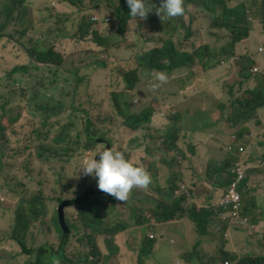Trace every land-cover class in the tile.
I'll use <instances>...</instances> for the list:
<instances>
[{"label": "trees", "instance_id": "trees-1", "mask_svg": "<svg viewBox=\"0 0 264 264\" xmlns=\"http://www.w3.org/2000/svg\"><path fill=\"white\" fill-rule=\"evenodd\" d=\"M29 1L31 0H0V22L2 23L0 25V43L3 42L4 37H6L2 31L8 29V24L13 18L21 19L22 15L32 17L31 7L29 8V5L25 6ZM150 1L152 3L158 2L161 4V0ZM107 2L114 8V16L116 20L120 22L118 29L119 34H124L127 30L128 22L135 19L129 16L130 9L128 4H125V0H120L118 4L112 0H108ZM47 4L49 15L43 18L42 21L45 20L46 23L49 22L52 27H50L51 29L49 28L50 30L47 31V33H44L46 31L42 32V37L39 39L42 44H44L45 40L55 43L54 39L61 41V38H66L69 29L75 27V24L78 22H80V24L82 23L83 27L80 29L78 36H73L75 40H90L91 36L100 45L105 44V41L108 40L96 30L98 26L97 22L89 18V15L93 14L95 10L93 9L95 6L93 0H47ZM193 6L199 9L202 8L204 11L208 12L207 14L211 15L212 31L210 34L225 39H228L226 36H231V40L228 39V41L222 45L213 41L208 43L205 35L198 30L195 20L188 21V17L193 15ZM262 8L264 14V0L262 2ZM185 9L184 15L180 16L181 20L179 19L174 23L173 31L170 36H161L159 38L160 40H157V33L159 35L162 34L161 26L154 24V17H147L145 22H139L140 28H143V26H149L148 23L152 21L149 28L153 29L155 32L149 39L145 38V44L155 47L140 52L138 55V64L146 70H151V67L160 69L166 66L163 70L172 71L174 68H184L188 65L192 66L197 62L203 66L205 71H210L216 68L215 65H217V63L213 65V60L215 59L232 62L236 59L235 67L238 66L240 70L248 69V77H251L254 71L250 69V67L257 66L259 62L253 58H249V63L245 64L243 60L247 59V56L237 55L236 53L239 43L245 41V38L250 32L249 21L246 19V16H243L241 13L245 9H231L228 2L225 0H186ZM220 10H222L221 13H219ZM262 22L264 23L263 19ZM36 27L37 23L32 17L29 27L25 28L23 31L16 28V31L20 32L24 38L29 35L32 28ZM219 27L225 29V35L223 31L218 32ZM7 37L9 39L4 41L1 46L4 58L0 60V66L2 67L0 68V107L6 109L18 106L19 99L22 97L25 98V101L29 99L28 105H38L34 102L35 98L30 96L38 90V87L30 89L27 92V94L30 95H27L26 92H24L25 95L21 94L14 88L5 85L1 87V84H4L6 80L11 81L16 79V75L30 71L28 65H25L28 64L30 60L29 62L20 61V52L17 51L16 48H12L13 46L16 47V43H14L16 34L10 33ZM183 39L186 40L185 42L189 43V49L180 50V47H178V45H181V40ZM59 41H57L56 44L60 43ZM16 42L21 47L25 48L24 44H26V41H24V44L18 40H16ZM30 55L38 69L41 65L51 66L56 68L55 74L57 75L59 70L63 68V55L54 48H46L45 44L44 48L35 47V49L31 50ZM9 64L12 65L9 67ZM3 68L9 69L10 72L7 74V72L2 71ZM122 80L123 84H125L124 89H116L112 95L113 109L117 116L122 119L123 125L137 130L138 132H142L148 124H151L152 118L161 104L155 99L152 104L145 106L141 111H134L129 90L136 88L139 82V73L136 69H133L126 72L122 76ZM257 82L258 84L248 87L245 90L246 95L242 92H237L235 89L236 87L231 85L228 91L229 97H226V99L229 100L231 113L227 117L224 128H233L238 122L248 118L247 115L251 111H256L261 107L264 108V83L262 87H260V81L257 80ZM192 83L193 80L188 84L186 82L184 90H182L185 93L184 95H189L187 88L191 86ZM243 84L244 82L241 83V86H243ZM250 100H257V103L255 105L253 103L251 104ZM188 104L189 103H186L187 107L184 109L179 108L177 105V114L171 115L168 119L169 121L176 120L180 126L170 128L167 134L163 133L164 129L157 131V133H163L161 137H164L163 148L161 149L166 152V154L163 158L172 160L169 163L170 168L168 170V176L171 180L160 186H156V183L155 185L151 183L147 188H134V201L140 200L141 203L153 202L155 205V207L148 210L136 209L132 213V217L136 221V228L148 226L152 233H154L159 230L161 226L174 223L178 218L187 216L196 228L199 239L193 245L192 249L189 250L186 247L185 251L182 250L179 257L181 261H184L186 255L190 254V261L193 264H264V255L257 254L254 250L250 249L252 240H250L251 237L248 236V234L253 230V223L251 220L246 228L242 227L239 225V219L233 216L234 210L231 204L220 208L217 205V201L222 199L223 195L227 192L234 173L236 174L234 171L235 159L230 160L228 158L230 148L234 144L235 139L231 137V134L223 141L219 137L207 133L201 140L203 142L206 141L207 145L204 143H199L197 146L192 145L189 153H186L185 150L182 149L183 147L180 145L179 139L184 138L187 144L188 138L191 139L189 133L192 132L193 129L198 126L200 129L205 128L202 126L200 119L195 116H192L194 124L191 129L183 127L182 124L184 122H189L187 118V112H189ZM225 104L222 103L221 105L223 109L226 106ZM181 105L185 106V104ZM64 112L65 103L63 101L60 105L55 107L44 105L43 113L41 112L39 115V124L34 128L23 121V117L20 113L14 116L12 121H5L1 118L0 175L4 174L3 167L7 165L6 161L9 159L8 154H11V150L7 148L8 142L14 128L19 123L22 124L23 128L27 126L31 127L35 131V135H38L36 139L38 141H33V144L40 142L37 153H39L40 159L45 161V163L51 159H55L60 163H64L65 165L62 166L65 170H68L80 152L99 151L102 145L100 138L101 136L106 138V136L105 134L98 135L99 128L96 125L97 123L94 124L92 118H87L86 126L83 131L78 132L74 136L72 134L73 128L68 126L71 123L65 124L60 119L57 121L52 119L55 116L62 115ZM150 136L153 137L154 135L151 134ZM24 138L31 140L32 134L27 132ZM192 139H194V136ZM177 140L179 141L177 142ZM215 140H218L225 150L224 156L220 159L221 161L216 163L213 162L217 155V153L214 152L216 150L212 151L208 142ZM53 144H55L56 147H54ZM190 144L191 142L188 148ZM202 150H204V152L199 154V151ZM175 152H179L180 156ZM206 155H209V157L204 161ZM251 158H256L257 162H261L254 153H251L249 156L246 155L245 161L248 162ZM178 160L182 161L175 162ZM261 167H264V161L263 165L255 167L254 170L249 173L246 181L242 183V186L248 182L250 185L251 183H256L257 180V187L252 189L248 187V189L245 190L247 194L261 186L259 184V176H261L259 172L264 171V168L255 171ZM163 168L167 169V167ZM157 174L158 171H154V176L159 179L163 178L162 175ZM224 174H226V179L220 190L215 182V177ZM178 175H180V179L176 180L175 178ZM85 180L86 176L83 175L78 184L79 190L77 191V196L74 198H68L70 192H68L69 194H65L66 185L62 183L61 179L58 181V184L56 183L57 186H55L54 191L57 194L56 199L59 202V207L64 202L71 203V206L66 210L65 218L69 232H66L62 226L60 209L58 208L52 221L61 236L60 247L58 249L54 248L51 254H49L50 250L47 247L38 251L40 259H37L36 263L28 261L27 264H113L116 257H120L127 250H133L128 249V247L126 250H123L121 241L119 240V235L127 231L130 228V224L119 222L115 227L111 225L105 227L104 223L105 219L108 217V213L104 211L102 204L95 200L98 195L94 193L96 189L92 188L93 186L88 185L85 190L83 189L84 185L87 184ZM40 184L42 185L43 182H40ZM96 187H98V182ZM177 190L179 191L180 197L173 198L174 202L168 203L169 198L167 197H174ZM137 192H141L139 196L140 199L137 198ZM91 193H93L92 196L87 197V195ZM104 194L107 193L104 192ZM216 195L218 196L215 197ZM7 197H9V195L5 194L4 191L0 198V206L2 210H4L7 224L14 226L11 239L22 244L24 248L23 254H35L37 251H34V249L28 250L26 247L27 243H24L19 235L20 221L28 223L27 229L29 232V222H31L33 226H37L40 221L50 218L48 213L50 209H48L47 206V202L49 201L46 200L44 193H40L37 196H26L22 198L16 210V206L11 208V200L7 202L3 201V199H7ZM56 199L54 198L55 202ZM188 201L193 203L191 205L192 207L189 206ZM114 204H116V201H114ZM207 204H210V207H204ZM73 207L79 210V219L76 222L72 220V218H74V212H72L71 215L68 214V210ZM14 210L16 211L15 216H12ZM226 212L227 215L225 218ZM227 217H230L231 221L223 226L225 231L224 242H221L219 247L221 240L212 239L214 235L213 228L214 230L220 229L219 221H224ZM215 219L218 221L217 223ZM205 237H207L206 241L203 239ZM101 238L106 243L105 247L107 251H104L103 246L100 244ZM74 239H78V246L72 251ZM5 240L4 238L2 242H5ZM157 241L158 237H146L141 241L140 248L138 249L139 264H145L146 259L153 254ZM229 244L234 245L235 249L233 246L230 248L231 250L227 249L226 247Z\"/></svg>", "mask_w": 264, "mask_h": 264}, {"label": "rangeland", "instance_id": "rangeland-1", "mask_svg": "<svg viewBox=\"0 0 264 264\" xmlns=\"http://www.w3.org/2000/svg\"><path fill=\"white\" fill-rule=\"evenodd\" d=\"M107 1L108 0H93V4L95 5L93 8L95 9L94 12H101V17H103L105 14L113 15L114 8ZM244 1L252 7L250 13H253L254 15L249 19V21L255 20V23H249V27L252 29V31L249 34L246 42L239 43L236 53L237 55L247 56V59L243 60L245 64L249 63V58H253L259 62L257 65V71L254 68L255 66L250 67V69L254 68V73L249 78L248 69L240 70L238 66L235 67L236 59H234V62L222 60L219 63L221 66H217L213 70L206 71L205 74L202 71L203 66L196 62L191 67L188 65L184 68L175 70L173 73L160 71L166 74L167 80L171 79V81L167 84H162L159 87H154V85L159 83L155 77L160 72L153 71L149 73L146 69L141 67L138 64V55L142 51L155 47L145 44V38L149 39L155 31L152 29L154 31L153 33L145 30L140 32L137 30L138 22H130L127 26L126 33L121 35L118 33V26L120 22L118 21L117 23H114V17H111L110 21L108 20L107 22L100 23L96 27V30H98L103 35V37L108 39L103 45L96 44L92 37H90V40L84 41H79L77 39L75 40L73 38V36L79 35V31L83 27L82 23L75 24V27L72 29L70 28L65 40L61 39V41H59L54 39L55 43L53 41H45V45L47 46L46 48H54L57 52H60L63 55V68L59 70L57 75L55 74L54 67L52 70L53 72L46 70L47 66L45 65H41V70L36 68V63L29 55L30 47L35 49L36 45L31 44V46L29 48L26 47L24 51L19 50L17 45L16 47L13 46V49L16 48V50L20 52V61L29 62V59L32 60L28 64H25L28 65L30 71L16 75L15 81L6 80L4 84H1V87L5 85L7 87L14 88L21 94H24V92L27 94V92L33 87H38V90L35 93L31 95L27 94L34 97V102L38 105H28L29 99L25 101V98L22 97L19 99L18 106L6 109L0 107V119L2 118L5 121H12L14 116L20 113L23 117V121L27 122V125H31L34 128L39 124L41 105L44 103H52L55 105L59 103L60 99H63L65 102V107L67 106L69 108H73H70L72 112L67 111L58 119L66 124L70 123L71 120L75 121L74 124L68 125L69 127L73 128L72 134L74 136L78 132L83 131L86 126L87 118L91 116L99 128L98 135L105 134L107 138L112 139L113 144L117 148L120 147L122 150H124L126 158H130L133 164H141L147 168H151L150 176L152 180L155 181L156 186L163 185L171 180V178L168 176V170L170 168L169 163L172 160L163 158L166 154V152L161 149L163 148L164 137H161L162 134L157 133V131L161 130L162 128L153 126L154 128H147L142 132H135L123 125L122 119L117 116L112 105V95L115 92L114 90L124 89L125 84H123L122 76L126 72L136 69L139 73V82L134 90H129V95L131 96L130 100L133 104V110L139 111L144 106L152 104V102L157 99L161 105L155 113L154 120L158 121L157 125L166 127L165 134L168 133L170 128L180 126V124H178L176 120L169 121L162 119L160 117L161 107H163L161 113L164 112L166 114V118L169 119V117L173 115L171 105L174 107H177L178 105L179 108L184 109L187 107L186 103H189V100L195 101L199 105L207 102L205 107L213 105L212 112H214L215 115L213 116L207 109L203 108L201 114L197 116V118L200 119L202 126L206 128H202L200 130L201 132L213 133L215 137H219L223 141L226 140V137H229L228 135L233 132H237L238 137L251 136L252 138L255 134L259 133L257 135L258 141H255L250 150H262L264 149V146L261 145L264 143V108L261 107L256 111H251L247 115L248 118L238 122L233 128H224L226 116H228L230 108L225 106V113L222 111L220 112L218 109L219 97L222 99V101H224L222 94L228 95L231 85L236 87L235 89L237 92H242L244 95H246V87L255 86L258 84L257 80L260 81V87H262L264 83V49L259 50L260 46L264 48V24L262 22V19L264 20V14L262 10V2L261 0ZM116 2H118V0H116ZM149 4L153 5V10L148 14L147 17H154V24L161 26L162 34L159 35L157 33V40H160L159 38L161 36L169 37L173 31L174 23L180 19V16L171 19L165 18L164 21L159 15L156 14V9L159 8L161 4L158 2ZM28 5L29 8L33 6L32 17H35L39 23V25L34 30H32L29 35L32 36L33 39L36 37L41 38L42 32L46 31L44 33H47V31L51 29L50 27H52L49 22L46 23L45 20L42 21L43 18L49 15V11L47 9V0H33L30 1ZM192 10L193 15L188 17V21L195 20L198 30H200L205 35L207 41L216 42L217 40L221 39V42H223L224 39L217 35L213 34L210 36L212 31L211 15L207 14L208 12L204 11L202 8H196V6H193ZM221 11L222 10H220L219 13H221ZM92 15L93 14H91V16ZM244 16H246V14H244ZM137 20L141 22L146 21V19L139 18ZM19 22L21 26L16 27L14 25H8V29L2 31V33L6 35V37H4V41L9 39L7 35L10 33L16 34L14 42H16V40L23 42L27 39L29 35L23 38L21 33L16 31V28L21 30L23 27L30 26L31 17L22 15L21 19H19ZM151 22L148 23L149 27L151 26ZM1 24L2 23L0 22V25ZM222 31H224V29L219 27L218 32ZM228 39L231 40V36H228ZM57 41L60 43L56 44ZM185 41V39L181 40V45H178L180 50L189 49V43ZM3 42L0 43V60L4 58V53L1 48ZM37 45L44 48V45ZM213 62H215V60ZM11 65L12 64H9V67ZM0 68L2 67L0 66ZM2 71L7 72V74L10 72L9 69L5 68H3ZM142 72L146 73V75L149 77V81ZM54 78L58 79L56 84H52ZM194 78L200 79L197 83L190 87V95L188 97V95H184L185 93L182 90H184L186 82L187 84L191 83ZM242 81H245L243 87L238 85ZM76 84H78V89H75ZM175 91H178V96L174 94ZM163 92L171 94V96L162 98L159 97L160 95H163ZM174 100L177 101L175 102ZM250 101L251 104L253 103L254 105L257 103V100ZM74 104L76 105L75 107ZM181 104H185V106H182ZM75 109L77 111H75ZM187 118L189 122H184L182 125L183 127H188L191 129L194 124L191 113L187 112ZM58 119L54 120L57 121ZM212 122L216 124L209 125ZM27 132L32 134L31 140L24 138ZM34 132L35 131L31 127L27 126L26 128H23L22 124L20 123L14 128L12 136L7 145V148L11 150V154H8L9 159L6 161L7 165L3 167L4 174L0 175V198L2 193L5 191V194H8L9 197H7V199H3V201L7 202L8 200H11V208L16 206L17 210V207L23 197L37 196L40 193H44L46 200L49 201L47 202V206L48 209H50L48 211L50 218L40 221L37 226H33L32 223L29 222V232L27 229L28 223L20 221L21 225L19 226V235L21 239L24 241V243H27L26 247L28 250H37V252L32 255L23 254L24 248L22 244L11 239L14 232V226L7 224L5 221L4 210H2V207L0 206V242H2L4 238L6 239L5 242L0 243V264H27L28 261L36 263L37 259H40V255L38 253L39 250L49 247V254H51L53 251L52 248H59L60 234L52 223V219L59 208V202L56 199L57 194L54 191V188L61 179L62 183L66 185L65 194H69L68 192H70V196L68 198L76 197L77 191L79 190V181L84 175L83 171L80 170L83 159L85 157L95 156L96 153L99 152H80L68 170H65V168L62 166L65 164L60 163L55 159H51L47 163L40 159L39 153H37L40 142L33 144V141H35L38 136L35 135ZM150 133H152L154 136H149ZM135 136L139 137L140 148L138 147V142H132V139H134ZM101 138L104 140L106 139L105 137ZM262 139L263 142H260ZM179 140H177V142L179 141L180 145L183 147L182 149H184L186 153H189L190 149L188 148V145L190 142L191 144L193 143L192 139L188 138L187 144L185 143L184 138ZM105 141L101 145L100 151H102L103 148L107 146ZM53 145L56 147L55 144ZM209 145L211 150H216L214 152L217 153L213 162H220L221 157H223L225 154L224 148L218 140H215L213 143H209ZM129 152H132V154L129 155ZM175 153L180 156L179 152ZM141 154L144 156H141ZM256 156L261 162H263L264 150L260 151V153L256 154ZM208 157L209 155H206L204 161H206ZM228 158L230 160H234V158L230 157V155ZM181 161L182 160H178L175 162ZM163 167H167V169ZM263 168L264 167H261L255 171L262 170ZM153 170L158 171L157 175H162L163 178L159 179L157 177H153ZM259 175H264V171L259 172ZM175 179H180V175H178ZM225 179L226 174L215 177V182L220 190L222 189ZM85 181L87 184L84 189H86L88 185L91 186L92 183L95 184L97 179L91 175H88L86 176ZM40 182H43V184L41 185ZM256 184L258 185L257 180L256 183L250 184L249 189L257 187ZM134 193L135 191L133 189L128 200L121 201L120 203L119 200L110 194L97 196L95 200L102 204V208L108 213V217L105 219L104 223L105 227L110 225L115 227L119 222H123L125 224L134 222L136 223L135 219L132 217V213L136 209H148L150 206L155 207L153 202H148L147 205L139 203V205L133 200ZM140 193L141 192H137L138 199H140ZM225 195H227V192L223 196ZM217 196L218 195L215 197ZM178 197H180V195L179 191L177 190L174 197H167L169 198L168 203L174 202L173 198ZM54 198L56 199V202ZM114 200L116 201V204H114ZM192 204L193 203H189V206ZM226 204L227 203L222 204V199L217 201L219 208ZM204 207H210V204H207ZM15 212L16 211L14 210L12 216H15ZM72 212H74V218H72V220L76 222L79 219V210L78 208L73 207L72 209L68 210V214L71 215ZM226 215L227 212L225 214V218ZM187 219H189L187 216L178 218L180 222ZM230 221V217H227V219H224V221H219L220 229L214 230L213 228L214 235L212 239L221 240L219 247L221 242H224L225 231L223 226ZM217 222L218 221L216 220V223ZM182 227H185V231L188 230L187 225H182L181 228ZM137 230L141 233L139 237H133L129 231H124L119 235L122 249L126 250L129 246L135 247L133 243L134 241H137V243L140 244V241H142L146 236H149L152 232L148 226L137 227ZM190 230L194 231L195 235H192L190 232L187 240L184 243V246L182 245L183 248L181 249L180 247L179 251H185L186 247L190 250L197 242L199 234L197 233L193 223ZM256 230H258V228H255L254 232H256ZM263 232V229L259 230V233ZM152 235L157 237L156 233H152L151 236ZM130 237H132V239H130ZM203 239L204 241L207 240L206 238ZM127 243L131 245L128 246ZM100 244L103 246L104 251H107L105 247L106 243L103 241V239L100 240ZM77 246L78 239H74L72 243V251H74ZM228 246H230V244ZM228 246L226 248L230 249L231 247L229 248ZM132 251V254L116 257L113 264H139V260L136 259L135 256V250ZM177 251L178 248L175 245L161 238L156 243L153 254L150 258H148V261H146L145 264H172L171 258L172 256L176 255ZM169 253L170 256H168ZM184 264H193L190 261V254L186 255Z\"/></svg>", "mask_w": 264, "mask_h": 264}, {"label": "clouds", "instance_id": "clouds-1", "mask_svg": "<svg viewBox=\"0 0 264 264\" xmlns=\"http://www.w3.org/2000/svg\"><path fill=\"white\" fill-rule=\"evenodd\" d=\"M31 1H33V0H31ZM112 1L117 3V4L120 2V0H118V2H116V0H112ZM29 2H27V4L25 6H27ZM126 3L128 4L129 9H130L129 16L135 18L134 20H132L130 22H138L137 30H139L140 32H143L145 30V31H149V32L153 33L154 31L151 28H147V27H149L148 25L147 26H143V28H140V25H139L140 23L139 22H141V21L137 20L138 18L139 19H146L147 18L148 14L150 12H152V10H153V5L149 4V3H152V2L150 0H125V4ZM235 8L237 9V8H243V7L236 6V7H233L231 9H235ZM31 9L33 11V6L31 7ZM243 9H245V8H243ZM185 10H186L185 9V0H161V5H160L159 8L156 9V14L159 15L161 17V19L165 21V18L171 19V18H175V17L184 15ZM241 13L244 16V14H246V9L243 12H241ZM111 17H114V23L118 22V20H116V17L114 16V12H113V15L105 14L103 17H101V12H94L92 16L89 15V18L93 19L94 21H96L97 25L100 24V23L107 22L108 20L110 21ZM33 18L35 19V17H33ZM31 19H32V17H31ZM35 21H36L37 26H38L39 25L38 21L36 19H35ZM130 22H128V24ZM248 23H250V21ZM77 24H80V22H78ZM8 25H14L16 27L21 26V24L19 22V19H16V18H13ZM119 26H120V24H119ZM119 26H118V29H119ZM25 28H27V27H23L21 30H23ZM34 29L35 28H32V30H34ZM249 30H250V32H249V34H250L252 29H249ZM118 33H119V30H118ZM223 34L225 35V29L223 31ZM249 34L245 38V41H243L242 43L247 41V38L249 37ZM212 35L213 34H211L210 36H212ZM226 37L228 38V36H226ZM39 39H40L39 37H36V38L33 39V37L29 35L27 37V39L24 40V41H26V44H24V41L22 43L25 45V48L26 47L29 48L31 46V44L36 45V47H40L37 44H40V45H44V44H42L39 41ZM61 39H63V38H61ZM92 39H93V41L96 44H98L94 40L93 37H92ZM222 39H224L223 42H221V39L217 40L216 42L218 44L222 45V44H224L225 42L228 41V39H225L223 37H222ZM63 40H65V38ZM209 42H211V41H209ZM14 43H16V45L19 48V50L24 51L25 48L21 47L17 42H14ZM32 49L33 48L30 47L29 55H30V52H31ZM263 49L264 48L260 46L259 50H263ZM30 57H31V55H30ZM30 61H32V60H30ZM220 62L221 61L219 59H215V62H213V65L217 63V65H215L216 67L217 66H221V64H219ZM165 67L166 66H164V67H162L160 69L155 68V67H151V70H147V71L149 73L153 72V71L160 72ZM254 68H255L256 71L258 70L257 66H255ZM254 68L252 69L253 71H254ZM53 69H54L53 67L47 66L46 70L52 71ZM177 69H181V68H174L172 71H167V70H163V71L167 72V73H173ZM39 70H41V67L39 68ZM202 71L205 74L206 71H205L204 68L202 69ZM55 72H56V68H55ZM142 73L146 76L147 80L149 81V77L146 75V73L145 72H142ZM155 78H156V80L159 81V83L154 85V87H159L160 85L167 84L168 82L171 81V79L167 80V76L163 72H160L159 74H157ZM13 80L15 81L16 79H13ZM55 82L57 83L58 79L54 78L53 81H52V84H56ZM242 82L245 83V81H242ZM242 82H240V84ZM192 85H194V84H192ZM243 86H244V84H243ZM247 88L248 87H246V89ZM75 89H78V84L75 85ZM174 94L178 95V91H175ZM170 96H171V94L163 92V95H160L159 97L162 98V97H170ZM222 96L224 97V101H222V99L219 97L218 109H219L220 112L222 111L223 113H225V109H223L221 107V105H222V103L225 104V102L227 101L225 105L229 107V100L226 99V97H229V96L225 95V94H222ZM62 101L64 102L63 99H60L59 103L55 104V105L52 104V103H49V104H45L44 103V104H42L41 105V112L43 113V106L44 105L55 107V106L60 105ZM174 101L176 102L177 100H174ZM174 101H172V102H174ZM75 106L76 105L74 104V107ZM171 106H172L173 114H177L176 107H174L173 105H171ZM212 107H213V105H211V107H210L211 110H209V107H205L202 104L199 105L195 101H191V100H189V104H188L189 112L191 113L192 116H195V117H197L198 115L201 114L203 108L207 109L211 114H213L214 112H212ZM72 108L73 107H71V109ZM71 109L66 106L65 107V112L62 115L55 116L52 119H58L59 117L63 116L67 111L72 112ZM162 109H163V107H161V112H162ZM141 110H139V111H141ZM75 111H77V110L75 109ZM139 111H137V112H139ZM161 112H160V117L162 119L168 120V118H166V114L164 112L163 113H161ZM230 113H231V110H230L228 115H230ZM154 116H155V114H154ZM154 116L152 118L151 124H148L144 130H146L147 128H154L153 126H158L159 128L164 129L163 133H165L166 127L162 126V125H157L158 121L154 120ZM227 117L228 116H226L225 123L227 121ZM88 118H92V117L89 116ZM93 121H94V119H93ZM72 122H73V124L75 123V121L71 120L70 123L72 124ZM94 124H95V122H94ZM214 124H216V123H214ZM127 128H129V127H127ZM129 129H131V128H129ZM131 130H133V129H131ZM200 130L201 129L199 128V126L196 127L195 129H193L192 132L189 133V135H190L189 137H191V135L193 133H196V132H198ZM133 131L137 132V130H133ZM151 134L152 133H150L149 136ZM231 134H230L231 137H233V135H237V132H233ZM258 134H255L253 138L251 136H249V137H244V136L240 137L239 136L237 139H235V142L232 145V149L230 148V153H229V155L235 159V161H234V163H235L234 171L236 172V170L238 168V162H242V164H243V166L245 168V171H246V176L239 183V185L237 187V193L240 195V201L238 203H231L230 202V203H227L226 205H223V206H227V205L231 204L233 206V210H234L233 216L235 218L239 219L240 226L245 227V228L249 224L250 217L248 215L244 214V212H243V207H244V204H245L244 201H246L247 199H253L255 196H253V195L251 196L250 195L251 192L249 194H247V192L245 191L250 186L249 182L247 184H245L244 186H242L243 185L242 183H244V181H246V178L249 176V173H251L254 170L255 167L263 165V162H257L256 158H251L248 162H246L245 159H246V155L249 156V155H251V153H254L255 155L260 153L257 150H252V149L250 150V148L254 145L255 141H258V138H257ZM106 139H109L112 142L111 147H108V144L106 143L107 146L105 148H103L102 151L99 150V152L96 153V155L99 154V156H100L99 160L96 159V155L92 156V157H85L83 159V161H82V166L80 168V170L83 171L85 176L91 175V176H93L94 178L97 179L95 184L94 183L91 184V186H93L92 188L96 189V192L98 190H101L103 192L102 194H97V195H103L104 192H105L107 194H110V195L114 196L117 200H119V203H120L121 201H127L128 200L129 195H130L131 191L134 188H147L148 186H150L151 183H153L155 185V181H153L151 176H150L151 168H147V167H145L144 165H141V164H133V162L131 161L130 158H126L124 150H122L120 147L117 148L113 144L112 139L107 138V137H106ZM251 141H252V143H251ZM132 142H138V147L140 148L139 137L135 136L134 139H132ZM260 142H263V139ZM103 143L104 142H102V144ZM241 143H245V146H246V150H245L244 154H241L239 152L238 147H236L237 145H239ZM192 145H194V144L192 143L189 146V149H191ZM261 145L264 146V143H262ZM262 150H264V149H262ZM131 154H132V152H129V155H131ZM154 171L155 170H153V177H156V176H154ZM236 174L234 173V176L232 178L231 184H230V186H229V188L227 190V195L223 196L222 200L227 198V196L230 194L231 186H232L233 182L236 180V178L238 176V174H237V176H236ZM263 181H264V175L259 176V184L261 186H262V182ZM97 182H98V187H96ZM85 186L86 185H84L83 189L85 188ZM241 188H242V191H241ZM244 194H246V195H244ZM188 203H190V202L188 201ZM258 210L261 212L262 211V207H258ZM52 223H53V221H52ZM112 227H114V226H112ZM255 228H257V226H256L255 223H253V230H252V232H250L248 234V236H250L251 238H252V236H254L255 234L258 233V230H256V232H254ZM55 229H56V227H55ZM58 233H59V231H58ZM146 237L154 238L156 236L155 235H152V236L149 235V236H146ZM60 238H61V236H60ZM59 247H60V245H59ZM47 248H49V247H47ZM52 249H54V248H52ZM34 251H37V250L34 249ZM228 264H230V263H228Z\"/></svg>", "mask_w": 264, "mask_h": 264}, {"label": "crops", "instance_id": "crops-1", "mask_svg": "<svg viewBox=\"0 0 264 264\" xmlns=\"http://www.w3.org/2000/svg\"><path fill=\"white\" fill-rule=\"evenodd\" d=\"M225 1L228 2L230 8H233V7H236V6H240V7L245 8L246 9V18H247V20H249L254 15L253 13H250V10H251L252 7L250 5H248L244 0H225ZM255 1H258V0H255ZM261 2H263V0H261ZM250 23H255V20L250 21ZM257 24H260V23H257ZM45 41H44V44H45ZM241 76H242V74H241ZM199 79L200 78H194L192 84L197 83ZM238 85H241V84H238ZM187 91H188V94L190 95V86L187 88ZM189 95H188V97H189ZM206 104H207V102L202 104V105L205 106ZM210 107L211 106H209V110H211ZM212 115L214 116L215 113H213ZM255 118H257V117H255ZM258 118H260V117H258ZM211 124L214 125V122L210 123L209 125H211ZM206 134L207 133L201 132V131L193 133L191 135V139L194 136V139H192L193 144L196 145V146L199 143H204L205 145H207L206 141L205 142L201 141L202 138ZM210 134L213 135V133H210ZM208 142L209 143H213L214 141H208ZM204 150L199 151V154H202L204 152ZM258 151L260 152L261 150H258ZM141 156H144V155L141 154ZM250 195L251 196L253 195L255 197L253 199H247L245 201V204H244V207H243V212H244V214H246V215H248L250 217L251 222L255 223L257 228H258V233L255 234L254 236H252V238L250 239V240H252V246L250 247V249L254 250L257 254L264 255V232L263 233H259L260 229L264 230V219H263L264 218V181L262 182V186H259L256 190L252 191ZM136 202L138 204L141 203L140 200H138ZM147 203L148 202H143L142 204L143 205H145V204L147 205ZM258 207H262V211L261 212L258 210ZM150 208H152V207L150 206L148 209H150ZM148 209H146V210H148ZM129 224H130V228L127 231H129L133 235V237H139L141 233H140V231L137 230L135 222L134 223H129ZM182 225H187L188 226V230L185 231V227L181 228ZM191 227H192V222L189 219H187L185 221H181V222L179 220H176L174 223H170L168 225L161 226L159 228V230L154 232V233L157 234L158 240L161 239V238L165 239V240H167L168 242H170L171 244L175 245L178 248V251L176 252V255L172 256V258H171L172 264H184V261H181L180 258H179L180 254L182 252V250L179 251V249H180V247H181V249L183 248L182 245L184 246V243L187 240V237L189 236L190 232H191L192 235H195V232L190 230ZM151 234H152V232H151ZM161 235H162V237H161ZM205 238L207 239V237H205ZM130 239H132V237H130ZM198 239H199V237H198ZM133 243H134V246H135L133 248H131V246H129L131 244L127 243L128 246H129L128 249L135 250L136 259L139 260L138 249L140 248L141 241H140V244H138L137 241H134ZM232 246L234 248V245H230L228 247L232 248ZM155 247H156V245H155ZM123 250H125V249H123ZM132 252H133L132 250H127L126 252H124L123 255L132 254ZM168 256H170V253H169ZM146 261H148V259H146ZM146 261H145V263H146Z\"/></svg>", "mask_w": 264, "mask_h": 264}, {"label": "built area", "instance_id": "built-area-1", "mask_svg": "<svg viewBox=\"0 0 264 264\" xmlns=\"http://www.w3.org/2000/svg\"><path fill=\"white\" fill-rule=\"evenodd\" d=\"M234 139H237L238 136L237 135H233ZM236 147H238L239 152L241 154H244L245 150H246V146L245 143H241L239 145H237ZM232 149V146H231ZM236 173L238 174L236 180L233 182L232 186H231V191L230 194L227 196V198L222 200V204L224 203H238L240 201V195L237 193V187L239 185V183L245 178L246 176V171L245 168L242 164V162H238V168L236 170Z\"/></svg>", "mask_w": 264, "mask_h": 264}, {"label": "water", "instance_id": "water-1", "mask_svg": "<svg viewBox=\"0 0 264 264\" xmlns=\"http://www.w3.org/2000/svg\"><path fill=\"white\" fill-rule=\"evenodd\" d=\"M104 137V136H101ZM106 140V141H105ZM102 139L100 138V142H107L108 147H111L112 142L109 139ZM100 156L99 154L96 155V159L99 160ZM95 194H102L103 192L101 190H98L97 192H94ZM93 193L87 195V197H91ZM71 203L70 202H64L61 206H60V216H61V222H62V226L65 229L66 232H69V228L66 224V208L70 207Z\"/></svg>", "mask_w": 264, "mask_h": 264}, {"label": "flooded vegetation", "instance_id": "flooded-vegetation-1", "mask_svg": "<svg viewBox=\"0 0 264 264\" xmlns=\"http://www.w3.org/2000/svg\"><path fill=\"white\" fill-rule=\"evenodd\" d=\"M59 209H60V207H59ZM66 210H67V208H66Z\"/></svg>", "mask_w": 264, "mask_h": 264}]
</instances>
